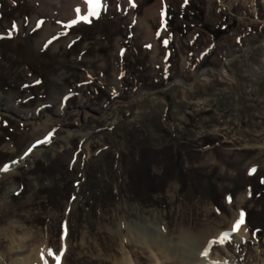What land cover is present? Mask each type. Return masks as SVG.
Instances as JSON below:
<instances>
[{
	"label": "rangeland",
	"instance_id": "obj_1",
	"mask_svg": "<svg viewBox=\"0 0 264 264\" xmlns=\"http://www.w3.org/2000/svg\"><path fill=\"white\" fill-rule=\"evenodd\" d=\"M161 1L0 0V264H264V0Z\"/></svg>",
	"mask_w": 264,
	"mask_h": 264
},
{
	"label": "bare ground",
	"instance_id": "obj_2",
	"mask_svg": "<svg viewBox=\"0 0 264 264\" xmlns=\"http://www.w3.org/2000/svg\"><path fill=\"white\" fill-rule=\"evenodd\" d=\"M103 1L102 0V5H103ZM127 5H134L135 0H123ZM51 2V1H50ZM42 5H48V6H52L55 7V9H60L62 10V12L65 14L66 13V6L68 5L70 11L72 12V16H74V18H80V19H84V17L87 14H92V9L90 4L88 3V0H54L53 3H49L48 0H41ZM102 5L96 9V11H98L99 9L102 8ZM162 6V1L161 0H157V3L154 4L152 7H150L149 9L146 10L145 12V16L144 18L140 19L139 21V30L148 34V36H152V32H151V28L148 24V18L157 15L159 13V9ZM76 8V9H75ZM51 31V29L49 27L46 28L44 35L46 36L47 34H49V32ZM206 74V73H205ZM203 76V75H202ZM12 110H15V108H13L12 106L9 107L8 105L6 106ZM37 255H41V258L39 260L38 259V264H49V258L47 257V253L45 250L38 251ZM193 259L190 257L188 258L189 262L183 261V264H213L212 261H210V259L208 257H203L202 260L200 258L199 260V248H198V252L194 253V256H192ZM2 259V258H1ZM29 259H27V261L25 262V260H16L14 261L12 264H28ZM31 264V263H30Z\"/></svg>",
	"mask_w": 264,
	"mask_h": 264
},
{
	"label": "water",
	"instance_id": "obj_3",
	"mask_svg": "<svg viewBox=\"0 0 264 264\" xmlns=\"http://www.w3.org/2000/svg\"><path fill=\"white\" fill-rule=\"evenodd\" d=\"M261 45H264V38H262L261 42H260L258 45H251V46H247V47H245V48L242 50V53L245 52L248 48H256V47H260ZM242 53H240V52H239V53H235V54H233L231 57L225 59V60L223 61L222 65L220 66V69H215V68H213V67H207V68L205 69V71L202 72V73L199 75V77H201L202 75H204L209 69H211L213 72H216V73H220V72H222V70H223L224 67H225V62H227V61H229V60H232V59L236 58L237 56L241 55ZM202 77H203V76H202ZM179 81H180L182 84H184L185 86H190V85H192V83H190V84H185L183 80H179ZM174 82H175V81L172 80V82H169L168 84H166V85L163 87V89H167V88H168L169 86H171ZM156 91H157V90H156Z\"/></svg>",
	"mask_w": 264,
	"mask_h": 264
},
{
	"label": "snow or ice",
	"instance_id": "obj_4",
	"mask_svg": "<svg viewBox=\"0 0 264 264\" xmlns=\"http://www.w3.org/2000/svg\"><path fill=\"white\" fill-rule=\"evenodd\" d=\"M88 3L91 6L92 14L95 15L96 9L102 5V0H88ZM165 43H167V41H165ZM4 170H8V169H4ZM243 222H244L243 213H241L240 220L237 221V223L234 225V230H239V228L243 225ZM49 254L53 255V253L51 252H49ZM205 255H207V253H205ZM59 259H60L59 256H56L57 264H59Z\"/></svg>",
	"mask_w": 264,
	"mask_h": 264
},
{
	"label": "trees",
	"instance_id": "obj_5",
	"mask_svg": "<svg viewBox=\"0 0 264 264\" xmlns=\"http://www.w3.org/2000/svg\"><path fill=\"white\" fill-rule=\"evenodd\" d=\"M203 28L204 29H206V31L209 33V34H211L212 35V37L213 38H215V39H217L218 37H220V32H218V31H215V30H213V29H211V28H209V27H207V26H203ZM150 84L154 81V80H152L151 78H147L146 79ZM149 88H151V87H149ZM11 123H13V122H11ZM7 129V128H6ZM5 129V130H6ZM7 132L9 131V129L8 130H6ZM6 132H4V134H5ZM82 208V207H81ZM94 207L92 206L91 207V209H93ZM82 213H83V211L81 210V213H79V214H76L75 215V217L77 218V219H81V217H82ZM245 221H247V223H249L248 222V220H246V217H245ZM250 224V223H249ZM253 233V232H252Z\"/></svg>",
	"mask_w": 264,
	"mask_h": 264
}]
</instances>
